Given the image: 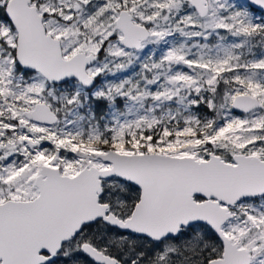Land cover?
<instances>
[{
  "label": "snow or ice",
  "instance_id": "1",
  "mask_svg": "<svg viewBox=\"0 0 264 264\" xmlns=\"http://www.w3.org/2000/svg\"><path fill=\"white\" fill-rule=\"evenodd\" d=\"M0 264H264V0H0Z\"/></svg>",
  "mask_w": 264,
  "mask_h": 264
}]
</instances>
